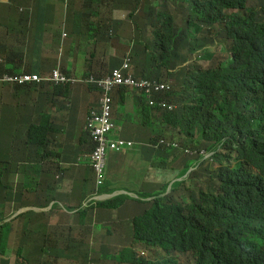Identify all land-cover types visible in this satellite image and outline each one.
Instances as JSON below:
<instances>
[{
    "label": "trees",
    "instance_id": "obj_1",
    "mask_svg": "<svg viewBox=\"0 0 264 264\" xmlns=\"http://www.w3.org/2000/svg\"><path fill=\"white\" fill-rule=\"evenodd\" d=\"M32 1L38 9L39 31L40 21L44 25L46 19L42 2L47 4L55 24L82 28L88 21L87 11H74L75 0ZM94 1L82 0L80 6L92 7ZM125 1L133 7L142 5L151 15L152 37L144 40L141 47L155 78H173L174 84L185 87L179 95L161 94L159 99L170 103L193 101L175 111L180 134L192 137L187 142L189 147L199 152L204 148L218 160L219 145L229 141L240 161L234 169L221 162L212 176L209 172L211 187L190 193L185 205L162 200L168 185L162 187L163 183L158 182L154 187L157 197L132 219L129 230L131 239L150 256L134 255L128 262L183 264V259L189 258L191 264H264V0L260 8L252 7L250 0H184L197 20L212 26L217 38L231 44V58L223 66L197 67L195 71L184 65L187 56L180 51L183 44L189 51L192 31L173 23L167 5L161 0ZM188 22L198 26L192 19ZM82 59L74 74L79 82L87 78ZM103 84L101 77L90 81V92L103 95ZM52 90L71 92L67 86H53ZM143 111L147 117L155 113L167 116L166 110L156 111L148 103ZM33 129L37 127L30 130ZM120 140L126 144L140 142L123 136ZM151 141H155L154 134ZM132 160L138 172L135 153ZM188 170L189 165L185 174ZM181 184L177 182L173 187ZM9 231V225L0 226V253H7ZM16 255L24 260L20 249ZM10 263L9 255H0V264Z\"/></svg>",
    "mask_w": 264,
    "mask_h": 264
},
{
    "label": "crops",
    "instance_id": "obj_2",
    "mask_svg": "<svg viewBox=\"0 0 264 264\" xmlns=\"http://www.w3.org/2000/svg\"><path fill=\"white\" fill-rule=\"evenodd\" d=\"M103 1L102 5L87 8L80 6L82 0L74 1V10L88 12V22L82 28L68 25L73 37V54L63 63L64 67L75 72V59L85 48L99 52L113 47L117 63L130 52L133 72L140 74L136 66L143 56L136 48L152 37V28L150 25L144 27L139 21L127 17L128 10L119 1L110 0L109 5L106 4L107 0ZM31 2L36 6V2L32 0H0V58L6 63L0 70V77L4 73L23 72L26 66L30 72L43 71L41 46L37 50L38 54H34L29 62L26 61L21 46L20 59L24 63H14L16 34H28L31 31L28 20ZM42 5L46 8V19L44 25L40 21L38 34L41 41H46L48 23L52 18L47 4L42 2ZM37 13L36 6V13L31 17L37 20ZM193 59L190 56V60ZM15 61L17 62L16 59ZM91 88L87 85L71 86V106L66 108L64 105L68 97L62 91L50 95L52 87L42 90L37 85L19 87L0 82V187L8 189L9 182L14 180L17 194L29 202L27 205H15L13 202L0 200V211L38 210L44 214L48 225L66 227L61 223L66 218L61 212L78 205L87 192V185L83 181L87 170L78 165L77 159L90 143L84 130L85 117L100 99V95L96 97L90 92ZM128 91L123 94L120 91L114 93L113 115L115 125L120 130L114 135L132 141H151L154 131L151 125L160 130L167 129V125L160 124L159 127L152 119L143 121L136 104L140 94L135 97V91ZM19 107L25 108L26 113L19 111ZM35 126L37 129L30 130ZM112 160L111 168L117 175L115 188L120 193L124 168L116 160L114 153ZM2 195L1 190L0 197Z\"/></svg>",
    "mask_w": 264,
    "mask_h": 264
},
{
    "label": "clouds",
    "instance_id": "obj_3",
    "mask_svg": "<svg viewBox=\"0 0 264 264\" xmlns=\"http://www.w3.org/2000/svg\"><path fill=\"white\" fill-rule=\"evenodd\" d=\"M121 3V6L127 8V17L132 18L134 21H139L142 26H149L152 28V18L149 14L147 8H144L142 5L138 7L131 6L125 0H116ZM143 1V0H142ZM104 3L103 0H95L93 6H99ZM110 0H107L106 4L109 5ZM142 9L140 10V8ZM75 11V10H74ZM143 13V14H142ZM32 11L29 12V23L31 26V31L28 34L19 33L16 34V43L17 48L14 52V63L16 65H21L24 62L20 59V49L23 47L25 59L29 62L33 55H37V50L42 47V64L43 71L41 73H33L29 71V67L26 66L23 72L19 73H4L0 77V82L7 83L11 85H16L19 87H26L32 85V82H36L37 86H39L42 90L49 89L53 86H61L70 89L71 86L74 85H82L83 81L85 85L88 86L90 81L95 80L97 77H101L104 80V94L100 96L99 102L88 111L85 117L84 130L89 138V146L87 150L81 154L77 163L81 167L86 168V172L84 175L83 181L87 185L86 194L81 197V201L78 205L71 207L69 209H65V211L61 212L62 214L68 215H78L81 219L85 218L90 214L91 211H106L111 214V221L116 222L117 224H125L131 226L128 228V231L132 228V219L135 218L136 207L138 209L145 207L150 200H154L157 196L154 195V187L160 182L159 177L165 178V174L160 170L159 165L161 162V154H166L170 151L176 152L177 150H184L186 154L189 155H204V153L210 154L212 158L213 153L206 151L204 148L200 152L194 149H191L187 144V142L183 139L185 134H180V129L177 122V117L175 116V111L179 110L182 103H170L166 100L159 99L161 94L173 95L176 94L177 89H175L174 84L172 85L171 79L160 81L153 75V71L151 68V64L147 61L144 50L141 46L137 47L136 50L143 58L137 64L136 69L140 72V74H135L133 72L132 66V56L131 53L128 52L123 60L119 63L116 61V51L113 47H107L103 51L93 52L90 49L81 50L76 59L75 65L82 59V65L85 66L84 76L87 78L82 82H79L75 76L74 72L61 69L60 66H56L52 68L48 73L43 74L44 72V63L46 61L45 52H44V44L47 41L42 40L39 36L37 30V20L35 19V23L32 25ZM88 22V21H87ZM87 22L85 26H87ZM50 23V22H49ZM48 23V25H49ZM99 23L102 24L101 20ZM206 24V23H205ZM208 25V24H206ZM67 25L64 24V28L62 29L60 36L61 41L68 36L73 41L72 33L69 30L65 31V27ZM209 26V25H208ZM212 28V26H210ZM202 29V27H198V31ZM35 33V34H34ZM49 33V32H48ZM32 34L33 43L31 47H28L26 43V37ZM48 36V34H47ZM211 37H208L204 40L205 47L210 48L208 44V40ZM71 41V45H72ZM186 48V52H185ZM203 47L194 48L190 45V49L188 51L187 44H183L180 46V51H183L184 56H187L186 62L184 65L194 66L195 70L197 67L202 69H212L217 68H203L206 67V64L210 61L208 60L209 56H203L200 51H202ZM199 51V53H198ZM186 53V54H185ZM1 56H4L1 54ZM190 56L194 57L193 60H190ZM231 58V57H230ZM230 58L228 60H230ZM17 60V62L15 61ZM224 61L222 62V66L224 65ZM6 63L3 58H0V70L5 67ZM12 71H15L14 69ZM164 84V88L157 89V85ZM43 86L47 88H42ZM52 90V89H51ZM128 90L135 91L133 96H138L136 99V104H138L139 112L143 116V121L147 122L148 119H152L155 124L159 127L160 124L167 125V129H158L151 125L153 128V134L158 133V137L164 132L170 131V128L173 127L177 131L178 139H181L185 144L186 148H182L178 142L168 141L164 137H159L161 140L156 139L155 141H140L136 143L126 144L120 140V136L114 135L117 131H120L119 128L115 125V117L113 115L115 109L114 102V93L120 91L121 94L128 93ZM56 91L52 90L50 95H54ZM64 94L68 97L67 103L64 105L66 108H70L71 106V92L63 91ZM177 95V94H176ZM98 97V96H96ZM122 102V101H120ZM165 102L164 106L162 103ZM148 103L150 106H153L154 110H166L167 116H159L158 113L152 115V117H147L143 111L144 104ZM193 103V102H192ZM190 103V104H192ZM159 140V141H158ZM99 150L100 159H97L95 153ZM112 153L115 154L116 160L120 162L124 168L123 173V182L120 193L116 190L117 185V175L112 170ZM132 153H135L139 159V170L135 171L134 163L132 160ZM219 159L217 161L226 164L231 169L236 168L240 161L237 156V152L235 150V146L229 141H223L218 147ZM209 155H204L207 157ZM214 159V158H213ZM216 160V159H215ZM221 166V165H220ZM0 179V186H1ZM4 182V181H3ZM163 183L162 187H164L165 180L160 182ZM91 184V186H90ZM16 183L14 180L9 182V188L3 187L0 191H3V195L0 197V200L3 202L9 201L15 203V205L29 204L28 201H24L22 197L17 194V189L15 187ZM5 196V199H4ZM137 197H141L138 201ZM16 198V200H14ZM148 202V203H147ZM7 206H4L6 208ZM15 207V206H10ZM132 210H135L134 214ZM0 212H13L10 217H5L2 214V219H6L5 221L0 219V226L7 224L10 226V221L22 216L26 213H40L38 210L30 211L28 209H20L16 211H0ZM123 212L128 216H124ZM16 213H18L16 215ZM138 216V215H137ZM104 222L99 221L95 223L96 227L103 226ZM45 226H48V222L44 223ZM119 235V234H118ZM130 237V235H129ZM133 241V240H132ZM135 243V241H133ZM130 252V258L136 255L134 251H131V247L127 248ZM118 255L124 256L121 253ZM144 255V254H142ZM137 256V255H136ZM141 258L140 256H138Z\"/></svg>",
    "mask_w": 264,
    "mask_h": 264
},
{
    "label": "rangeland",
    "instance_id": "obj_4",
    "mask_svg": "<svg viewBox=\"0 0 264 264\" xmlns=\"http://www.w3.org/2000/svg\"><path fill=\"white\" fill-rule=\"evenodd\" d=\"M262 2L263 0H250L251 6L255 8H260ZM161 3L167 5L175 25L182 28L188 27L192 31L189 39L190 45L195 49L200 48V46L203 47L200 53L203 56H209L208 60L210 62L203 68L222 66V62H226L230 58L231 44L217 38L215 36L216 29L210 28L204 22L197 20L195 12L190 9L188 2L184 0H161ZM75 7L76 4L74 9ZM30 10L33 14L36 13V6L32 2ZM190 19L197 22L198 26L190 25L188 22ZM31 23L32 25L35 23L34 18ZM198 27H202V29L198 31ZM63 28L64 24H55L53 20L48 25L49 33L47 41L44 44L46 61L44 63L43 74L48 73L56 66L64 69L63 63L73 54L70 36L66 37L64 41L60 39L59 35ZM67 30L68 25L65 27L66 32ZM208 37H211L207 41L210 48H206L204 43V40ZM26 43L28 47L32 46V34L26 37ZM189 68L195 71L193 65L189 66ZM170 79L168 81H171L173 85V78ZM174 87L177 89V95L185 89L182 83L174 84ZM42 88L47 87L43 86ZM192 102L182 103L181 107L190 105ZM18 109L22 113H26L25 108L19 107ZM15 125H18V123H15ZM129 131L135 132L133 129H129ZM154 136L159 140H161L159 137H164L168 141L178 142L182 148H186L182 140L177 138L179 136H177V131L173 127L170 128L169 133L164 132L159 137L158 133H154ZM181 137L186 142H189L192 138L187 134ZM10 146L13 147V144L10 143ZM204 155L209 156L204 157ZM204 155L196 156L194 154L187 156L184 150L170 151L164 155L161 154L159 168L163 172V175L165 174V178L160 175L159 180L160 182L165 180L164 186L168 185L166 192L161 198L162 200L170 199L175 203L185 205L183 203L190 196V193L194 194L199 190H208L211 187L209 172L212 176L213 172L221 164L219 161L211 158L210 154L205 152ZM187 165H189V170L185 174ZM183 174L184 176L181 177ZM177 182H182V184L173 187ZM140 199L141 197H137L134 200L140 202ZM143 209L144 207L140 209L136 207V212L132 210L133 214L135 212L133 217L141 215ZM2 214L5 217H10L13 212H0V219H2ZM63 215L66 218L61 223L65 224L66 227L45 226V216L39 213H26L11 220L6 248L7 253H0V255H9L10 264H15L17 260L16 264H130L128 262L130 258L128 247H131V251H134L141 258H149L150 256L148 251L140 247L136 242L134 243L131 237H129L128 228L131 226L117 224L116 222L110 223L112 218L110 212L93 210L83 219L78 215H68L65 213ZM123 215L125 217L128 216L124 212ZM2 220L5 221L6 219ZM99 221H103L104 224L101 227H96L95 223ZM18 249L21 250L24 260L17 258L16 251ZM118 253L124 255L122 260ZM151 260L154 261V259ZM183 264H191L190 259H183Z\"/></svg>",
    "mask_w": 264,
    "mask_h": 264
},
{
    "label": "built area",
    "instance_id": "obj_5",
    "mask_svg": "<svg viewBox=\"0 0 264 264\" xmlns=\"http://www.w3.org/2000/svg\"><path fill=\"white\" fill-rule=\"evenodd\" d=\"M164 87H165L164 84H161V85H157V86H156L157 89H159V88H164ZM162 104H163L164 106L166 105L165 102H163ZM95 156H96L97 159H100V158H101L100 156H102V155L99 154V150H97V152L95 153Z\"/></svg>",
    "mask_w": 264,
    "mask_h": 264
}]
</instances>
